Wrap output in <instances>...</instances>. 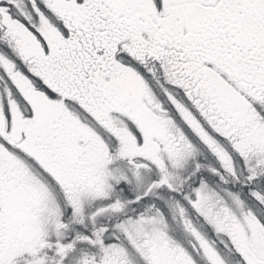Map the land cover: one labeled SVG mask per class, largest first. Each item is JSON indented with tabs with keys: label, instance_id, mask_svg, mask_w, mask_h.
<instances>
[{
	"label": "snow or ice",
	"instance_id": "obj_1",
	"mask_svg": "<svg viewBox=\"0 0 264 264\" xmlns=\"http://www.w3.org/2000/svg\"><path fill=\"white\" fill-rule=\"evenodd\" d=\"M0 264H264V0H0Z\"/></svg>",
	"mask_w": 264,
	"mask_h": 264
}]
</instances>
